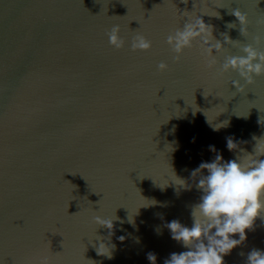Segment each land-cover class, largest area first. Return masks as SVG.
Returning <instances> with one entry per match:
<instances>
[{
  "label": "water",
  "instance_id": "95a60500",
  "mask_svg": "<svg viewBox=\"0 0 264 264\" xmlns=\"http://www.w3.org/2000/svg\"><path fill=\"white\" fill-rule=\"evenodd\" d=\"M196 15L238 41L217 68L243 45L264 51V0H0V264H151L149 252L164 264L187 250L164 225L191 227L202 193L173 172L191 182L215 158L209 145L228 161V137L251 152L264 136V75L237 91L238 72L210 69L199 41L173 59L167 36ZM137 35L151 48L133 50ZM95 215L119 217L111 259L93 246L108 234ZM246 232L225 264L264 251V217Z\"/></svg>",
  "mask_w": 264,
  "mask_h": 264
},
{
  "label": "clouds",
  "instance_id": "9594fccd",
  "mask_svg": "<svg viewBox=\"0 0 264 264\" xmlns=\"http://www.w3.org/2000/svg\"><path fill=\"white\" fill-rule=\"evenodd\" d=\"M232 14L239 21L240 31L243 34L247 16L239 8L233 10ZM187 17L183 26L178 27L166 39L175 54L173 59L176 62L181 61L185 49H191L194 41H199L201 54L210 69H214L220 75L230 71L238 72L245 84L233 80L231 84L237 91H242L245 85H251L256 77L264 75V51H259L251 44L241 46L242 55L227 56L217 68V54L223 53L226 45L236 46L238 41H233L227 34H222L224 36L222 43L213 35V26L207 24L202 16ZM228 27L234 28L236 24L229 23ZM108 40L115 48L124 46L118 26H114L109 32ZM151 45L152 42L145 36L137 35L131 47L133 50H148ZM167 68L165 62L158 65L161 71ZM227 123L222 121L212 124V127L218 131L221 127L227 126ZM252 139L255 144L253 150L248 152L241 147L247 141H237L233 137H228L226 146L236 154L235 159L228 161L224 160L214 145H209V150L216 153L215 158L211 162H201L197 168L191 170V182L189 179L176 176L172 171L175 179L169 178V180L185 190L195 187L202 195L199 202L192 207L191 227L182 224L179 220L165 223L164 226L169 229L172 239L181 243L187 250L171 253L164 264H225L224 257L246 240V230L253 229L257 217H264V136L254 135ZM92 219L97 226L107 228L108 234L105 237L96 233V243H93V240L91 243L98 255L111 259L116 248L112 243V237L115 235L114 221L119 217L115 215L106 218L95 215ZM159 231L160 229L157 228V232ZM236 234L238 239L235 238ZM117 239L123 241L126 237L119 236ZM147 259L151 264H157L154 253L149 252ZM247 264H264V251L257 249L250 251Z\"/></svg>",
  "mask_w": 264,
  "mask_h": 264
}]
</instances>
